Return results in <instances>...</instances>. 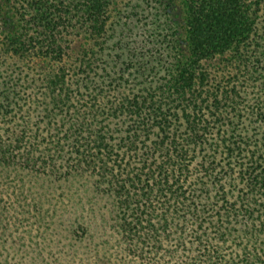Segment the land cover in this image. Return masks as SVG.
Segmentation results:
<instances>
[{
	"label": "trees",
	"instance_id": "1",
	"mask_svg": "<svg viewBox=\"0 0 264 264\" xmlns=\"http://www.w3.org/2000/svg\"><path fill=\"white\" fill-rule=\"evenodd\" d=\"M176 2L0 0V264H264V0Z\"/></svg>",
	"mask_w": 264,
	"mask_h": 264
},
{
	"label": "rangeland",
	"instance_id": "2",
	"mask_svg": "<svg viewBox=\"0 0 264 264\" xmlns=\"http://www.w3.org/2000/svg\"><path fill=\"white\" fill-rule=\"evenodd\" d=\"M172 1L175 3V5H177L178 2H176V0H172ZM81 43H82L81 37H77L76 39H74L73 42H72V45H71L72 50L73 49H78L80 47ZM251 96H252L251 89H247L246 90V93L244 94L245 100H249L251 98ZM240 128H241V125L239 127H237V130H239ZM249 131L250 132L248 134L252 133V136L254 135V137H255L254 131L252 129L249 130ZM251 142H253V139H251ZM221 158H223V159H220L221 164L226 163V160L227 159L224 157V155H222ZM239 163H242V162L239 161V160H234V159L231 160L230 159V165L231 166L232 165H235V169L233 171H235V170L238 169ZM11 215H13V214L11 213ZM18 217H20V216H18ZM262 236H263L262 234L259 235V239L260 240H261ZM8 240L9 241H13L14 240L15 242L17 241L15 239V236H11L10 239H8ZM254 245L256 246L257 243H255ZM250 246H253V244L251 243ZM228 247H229V243H226V248H227L226 250H227V252H229L228 251V249H229Z\"/></svg>",
	"mask_w": 264,
	"mask_h": 264
}]
</instances>
